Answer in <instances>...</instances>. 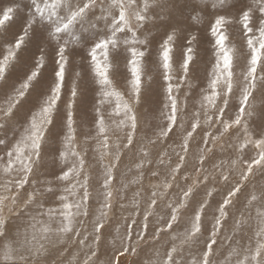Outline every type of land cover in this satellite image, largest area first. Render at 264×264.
<instances>
[{
	"label": "snow or ice",
	"instance_id": "snow-or-ice-1",
	"mask_svg": "<svg viewBox=\"0 0 264 264\" xmlns=\"http://www.w3.org/2000/svg\"><path fill=\"white\" fill-rule=\"evenodd\" d=\"M182 2L0 6V264H264V0Z\"/></svg>",
	"mask_w": 264,
	"mask_h": 264
},
{
	"label": "rangeland",
	"instance_id": "rangeland-1",
	"mask_svg": "<svg viewBox=\"0 0 264 264\" xmlns=\"http://www.w3.org/2000/svg\"><path fill=\"white\" fill-rule=\"evenodd\" d=\"M8 2V0H0V6H4L6 3ZM24 3L27 4V0H24ZM181 7L183 9H185V12L187 14V11L192 10L193 8L195 9H202L203 12L202 14L207 15L209 13H211L213 11L212 6H211V0H186V2H182ZM187 22V21H186ZM16 25L12 26V29H10L11 31L16 30ZM195 32H198L201 36V42L202 45H205L207 43V38L204 37L203 35V26L202 25H195L192 29ZM231 32H236V27L232 26V28L230 29ZM233 43H235L237 45V59L240 58L241 55V51L239 49V40H235L233 41ZM258 103V111L260 110V105L259 102ZM259 122V118H257V123ZM143 258V257H142Z\"/></svg>",
	"mask_w": 264,
	"mask_h": 264
}]
</instances>
